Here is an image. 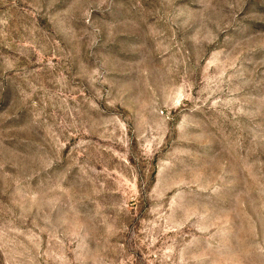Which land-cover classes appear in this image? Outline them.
<instances>
[{"label": "rangeland", "instance_id": "rangeland-1", "mask_svg": "<svg viewBox=\"0 0 264 264\" xmlns=\"http://www.w3.org/2000/svg\"><path fill=\"white\" fill-rule=\"evenodd\" d=\"M0 264H264V0H0Z\"/></svg>", "mask_w": 264, "mask_h": 264}]
</instances>
